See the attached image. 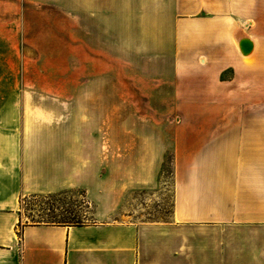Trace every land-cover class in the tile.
<instances>
[{
    "label": "crops",
    "instance_id": "0c3cea01",
    "mask_svg": "<svg viewBox=\"0 0 264 264\" xmlns=\"http://www.w3.org/2000/svg\"><path fill=\"white\" fill-rule=\"evenodd\" d=\"M139 7V55L173 74L171 97L190 110L171 126L170 218L122 206L155 187L165 141L158 122L120 106L114 82L0 96V264H264V112L223 111L264 104V0ZM73 189L91 220L21 218V197Z\"/></svg>",
    "mask_w": 264,
    "mask_h": 264
},
{
    "label": "rangeland",
    "instance_id": "374dc122",
    "mask_svg": "<svg viewBox=\"0 0 264 264\" xmlns=\"http://www.w3.org/2000/svg\"><path fill=\"white\" fill-rule=\"evenodd\" d=\"M91 1L0 0V96L73 95L75 85L65 88L64 83L114 82L117 96L124 98L120 106L141 124L158 122L165 141L155 187L127 192L122 206L135 210L134 218L169 219L171 126L190 110L171 97L173 74L156 72L153 55H139V0H94L95 7ZM164 65L171 68L169 61ZM223 111L264 112V104L226 106ZM19 204L24 221L75 223L93 218L78 189L23 196Z\"/></svg>",
    "mask_w": 264,
    "mask_h": 264
},
{
    "label": "trees",
    "instance_id": "16d2710c",
    "mask_svg": "<svg viewBox=\"0 0 264 264\" xmlns=\"http://www.w3.org/2000/svg\"><path fill=\"white\" fill-rule=\"evenodd\" d=\"M66 190H64V191H62V192H65ZM62 192H57V193H52V194H47L48 196H54L55 194H59V193H62ZM48 222H63V223H65L66 222V220L64 221H48ZM76 224L77 223H81V222H79V221H76L75 222Z\"/></svg>",
    "mask_w": 264,
    "mask_h": 264
}]
</instances>
